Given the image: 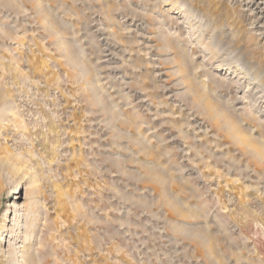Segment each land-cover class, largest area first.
Here are the masks:
<instances>
[{
    "label": "rangeland",
    "instance_id": "rangeland-1",
    "mask_svg": "<svg viewBox=\"0 0 264 264\" xmlns=\"http://www.w3.org/2000/svg\"><path fill=\"white\" fill-rule=\"evenodd\" d=\"M261 147L264 0H0V264H264Z\"/></svg>",
    "mask_w": 264,
    "mask_h": 264
},
{
    "label": "bare ground",
    "instance_id": "bare-ground-1",
    "mask_svg": "<svg viewBox=\"0 0 264 264\" xmlns=\"http://www.w3.org/2000/svg\"><path fill=\"white\" fill-rule=\"evenodd\" d=\"M237 127H238V126H237ZM238 130H239V131H240V130L242 131V129L239 128V127H238ZM239 138H240V141H241V142L243 141V142H246L247 144H251V145H253L252 143H254V144L256 143V141H254V139H253L251 136H247V137H245V136H243V135H240ZM255 149H256V148H255ZM259 149H260V150L257 149L258 154H259V155H262V156L264 157V151H263L264 149H263L262 147L259 148ZM25 239H26V238H25ZM27 239H29V238H27ZM27 239H26V240H27ZM29 240H30V239H29ZM29 240H28L27 242H29ZM25 254H26V253H25ZM23 255H24V253H23ZM23 257H24V256H23ZM28 260H29V259H28Z\"/></svg>",
    "mask_w": 264,
    "mask_h": 264
}]
</instances>
